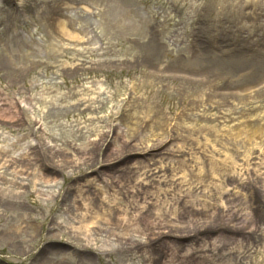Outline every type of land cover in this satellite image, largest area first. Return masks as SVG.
Instances as JSON below:
<instances>
[{
	"label": "rangeland",
	"instance_id": "374dc122",
	"mask_svg": "<svg viewBox=\"0 0 264 264\" xmlns=\"http://www.w3.org/2000/svg\"><path fill=\"white\" fill-rule=\"evenodd\" d=\"M9 1L11 4L0 0V106L7 100L20 111L31 108L29 118H42L41 124L46 123L32 127L34 136L23 146H37L44 136L41 129L46 127L50 139L44 136L39 146L54 147L50 155L55 160L47 161L42 149L26 150L30 160L42 158L33 162L32 174H47L52 163L55 167L62 161L66 168L54 175L55 181L52 175L51 181L38 178V186L17 176L15 180L26 188L15 189L18 197L12 203L0 199V264H58L61 257L59 264H264V76L259 78L264 75V0ZM46 2L55 11L63 8L64 14L65 8L79 7L69 9L66 19L61 15L52 18L39 10ZM82 2L91 4L92 11L82 9ZM9 12L15 15L12 27ZM59 20L69 21L79 39L59 33ZM12 56L18 60L12 62ZM67 67L72 69L69 73L63 70ZM76 68L84 73H74ZM12 69H20L22 78ZM45 84L51 89L48 94L42 90ZM23 88L32 100L42 95L57 104L51 105L50 114L46 104L33 100L34 108L30 107L16 95ZM81 98L96 99L95 106L101 109L90 117L98 122L89 124L68 116L73 110L69 104ZM129 111L131 120L125 117ZM21 123L23 129L4 124L0 133L7 141L0 148L29 133ZM75 124L88 127L83 129L84 139L77 140L80 134L73 133ZM95 127H101L99 134L106 132V137L87 132ZM73 139L82 147L93 143L89 146L96 156L90 166L93 170L70 168L80 167L75 159L83 158L81 151L63 145ZM156 144L160 150L148 156ZM111 167L126 169L119 173ZM138 167H154L156 172L162 168L159 176L170 180L146 189L158 192L156 196H138L131 184L132 192L117 198L121 199L119 205L130 206L129 213L140 216L138 224L128 217L125 224L118 220L117 227L126 228L128 237L143 242V248L126 252L116 247L108 251L106 247L89 250L72 245L76 249H68L64 236L51 238L59 231L49 233L50 224L66 225L70 217L61 209L60 199L51 201L60 188L61 199L73 192L70 198L79 204L88 198L81 195L86 184L92 191L89 185H96L93 194L108 185L103 197L107 191L114 197L111 182L113 188L118 178L129 183L130 169ZM246 167L250 172L245 174ZM172 181H179L182 191L187 187L185 181L192 182L193 189L179 194ZM224 184L228 193L218 201L222 196L218 187ZM0 187L6 195L13 192L10 187ZM34 187L41 195L28 196ZM164 190L172 194L164 198ZM105 208L110 216L118 210L114 204ZM179 210H185V215L168 217L169 211L179 214ZM22 216L24 222L35 221L31 226L28 223L30 228L35 226L34 234L30 230L20 237L12 234L13 225L20 220L25 228ZM91 217L101 222L99 216ZM104 225V230L115 227ZM176 225L191 229L170 228Z\"/></svg>",
	"mask_w": 264,
	"mask_h": 264
},
{
	"label": "bare ground",
	"instance_id": "6f19581e",
	"mask_svg": "<svg viewBox=\"0 0 264 264\" xmlns=\"http://www.w3.org/2000/svg\"><path fill=\"white\" fill-rule=\"evenodd\" d=\"M11 4V2L9 0H6ZM82 9L84 10H88V11H92V5L89 4L88 2H82ZM75 7H79V6H73L71 8H65L67 14H70L69 9H77ZM39 10L41 11L42 15L45 16H49L52 18L56 17V16H64V19H66L67 14H64L63 12V8L59 9L60 11H55L54 8H52V6H50L48 4V2L46 3H42L39 7ZM62 10V11H61ZM9 11V10H8ZM127 11V10H125ZM53 12V13H52ZM61 12V13H59ZM117 13V12H116ZM131 15H134L132 12H130ZM65 15H67L65 17ZM251 16V15H250ZM12 19V20H11ZM63 19V20H64ZM131 19L133 20V17L131 16ZM8 20H10L9 24L11 25V27L15 24L13 22V20H15V15L14 13L9 12V16H8ZM121 23V20L119 21ZM119 22H117L116 24H120ZM116 24H114L113 26L115 27ZM58 25V32L62 33L64 36L71 38V39H79V33L75 32L74 30L71 29L70 26V22L69 21H64V22H60V20L57 23ZM133 25L132 23H130V26ZM18 43V40H15V44ZM11 43H9L10 45ZM12 62L18 60V58H15V56H12L11 58ZM23 70V69H22ZM66 73H69L72 69L70 68H64L63 69ZM13 73H15L16 75L20 76L22 78L21 75H23L22 71L20 69H12L11 70ZM79 72H83L82 70H79L76 68L74 73H79ZM84 73V72H83ZM91 73V72H90ZM88 74V73H87ZM86 73L83 75L85 76ZM264 75L260 76L259 78L263 77ZM19 78V77H18ZM256 78V79H259ZM25 88V87H24ZM19 89L16 93L17 96H19V98H22L25 100V102L27 103V105L29 104L30 107L34 108L33 103H31V101H35L36 103H43L44 105L46 104V106H48L47 109V113L50 114V112L52 111V106L51 105H56L57 103H54L53 99H51L50 101H47L46 99H44V97L42 95H40V98H33L32 100V96L29 97L28 91H26V89ZM42 90H44V92H46L48 94V92L51 90L48 84H45L42 87ZM88 93L95 95L96 93L93 91V89H87L86 90ZM100 93H98L97 97L99 96ZM72 96H76L77 94L75 93H71ZM261 94H259V96H257L256 98H259ZM1 102L3 103L4 100H1ZM5 105L2 104V106H0V121L3 124H0V129L2 130L3 126L5 123H9L11 124V126L13 127H22V129L24 128L22 123H25V126H27V128L29 129V133H24L22 134L21 137H17L16 140H9V143L6 147L4 148H0V185L2 186H6V187H10L12 188L13 192H10L9 195L4 194V190L0 187V199L1 201H7L9 200L10 203H12L15 199H17L18 197V193H15V189H23L26 188L24 187V184L22 185V183L17 182L15 179L20 178L22 181V177L21 176H25L24 177V181H26L27 179H30V185H35L38 186L36 180L38 178H42V180H46V181H55L57 178L54 175H59L58 171H63L65 172V168L64 167V161L61 162V165H56L55 167H53L54 163H52L51 167L47 168L49 171L47 174H40V173H34L32 174L30 171L34 170V161H39L40 162V156H36L34 159L30 160L29 158V153L30 150H37V149H42V151L44 150V158L47 159V161H51V159H54L53 157H51L50 154H52V151H54V147L50 146L49 144L44 143L41 147L39 146V143H41L40 141L43 140L45 141V137L50 139V137L46 134V132H48V129L46 127H43V129H41V132L43 133L44 136L40 137L38 141L37 146L33 147L32 145L28 144L26 146V148L23 146L28 139L32 138L34 136L33 132H34V128L32 129V127L34 126H38L41 124V119L39 118L37 119V117H35V119H30L29 118V112L31 110L28 109L26 110L25 108L23 110H19L18 106L16 104H14V102L11 101H5L4 102ZM82 104H88L87 107H85L84 109H81L79 107H81ZM96 99L93 98H81L76 100V103L73 104H69L70 108H72V112L69 111L68 116L69 117H74L76 119H78V121L81 120H85V123H89V124H93L95 122H98V120L96 119V117H90L91 113H97L101 108L100 107H96ZM103 107V106H102ZM10 108L14 109L13 111L10 110ZM68 108V109H70ZM243 110V109H241ZM8 114H7V112ZM128 120H131L132 115H130V111L127 113V115L125 116ZM110 118H113L112 116L108 118V120ZM147 118V117H146ZM188 118V117H186ZM44 120V119H43ZM188 120V119H187ZM100 122H105V120H102V118L99 119ZM31 123V125L29 124ZM162 124L164 125V128L167 131L168 128H166V125L168 124V121H165V119L162 121ZM41 125L46 126V123H42ZM73 126V125H72ZM162 127V125L160 126V128ZM75 128H77L76 130H74ZM87 126L85 127H80L78 124H75V127H72L73 133L76 134H80L77 138V140H81L84 139V130H87ZM100 128L101 127H95V130H90L87 132H91V133H97L98 136H103L106 137L107 133H103L102 135H100ZM107 128H111V127H107ZM90 133V134H91ZM264 133V132H262ZM3 133H0V144L4 143L7 141L6 138H4L2 136ZM93 134L89 135L92 136ZM95 136H97L96 134H94ZM2 138V139H1ZM253 136L250 137V141L253 140ZM34 140V139H33ZM52 141H54L55 139L52 138ZM76 139H73V142L71 140L67 141L65 143H63V145L69 147L70 149H73L74 152H77L78 150L81 151L83 154V158H79V159H75L76 161H78V165H81L80 167H70L72 169V171L74 170H78V171H83V170H87L88 168L90 169H94L95 167H90L92 166L94 163V158L96 159V156L94 155L93 152V148L90 149L89 146L93 143L89 142V145H87L86 147H82V146H78L76 143ZM98 148H100V144L98 142L94 143ZM252 144H255V146H259L257 143L253 142ZM251 144V145H252ZM75 145V147L73 146ZM142 146V145H141ZM156 148H153L150 152H147L146 154L148 156H153L155 155V151L158 152V149L160 150V146H158L157 144L155 145ZM254 146V147H255ZM96 147V148H97ZM260 147V146H259ZM26 150L29 152H26ZM15 151L19 152L18 156H11L12 153H14ZM65 151V150H64ZM66 153V152H63ZM49 154V155H47ZM56 154V152L54 153V155ZM70 153H66V155H68ZM37 155V154H36ZM43 155V154H42ZM46 155V157H45ZM71 158V157H70ZM67 160H69V156L66 158ZM55 160V159H54ZM67 160L65 161V163H67ZM74 160V161H75ZM58 162V161H57ZM43 168L44 167H40ZM114 171H120L119 173H122L124 169H126L125 167H111ZM244 168V167H243ZM11 171V173H9ZM198 171H202V169H199ZM214 171L217 174L218 173V168L214 167ZM96 172V171H94ZM246 172H250V170L247 169V167L245 168V174ZM58 173V174H56ZM130 173L131 176H129V178L127 177V179H130V182L128 183V181H126L125 179H121L118 178V180L115 182V186L114 188L116 189V191H114L113 185L114 183L111 182L110 184V188L111 191L110 192H114V197L110 196L108 193L109 191L106 192V196L103 197V191L105 188L108 187V185L103 186V191L101 192H95L94 191L97 189L95 184H90L89 186L92 187L93 191L90 190V187L88 188V184L83 186V191L81 192V195H83L84 197H88V198H84L82 200V203L80 202V204L75 200L72 201L70 198V195H73V192L71 193V191L69 190L68 193L69 197L65 198V199H61V194H62V189L60 188V192L58 194H55L53 200L54 201L58 198L61 200V209H63L64 211H66L67 213L70 214V217H68L67 220V224L63 225L61 222L55 223L54 226H51L52 224H50L49 226V233H53L58 232L59 234L58 236L52 235L51 238L55 239V238H60L61 236H64L67 240V244L69 245L67 248H74L76 246H82L86 249L92 248V247H96V248H100L103 249L104 247H106V250L111 251L113 249H115L114 247H116L119 251H126V252H130L133 251V249H136L137 247L139 248H143L145 245H143L141 241L134 239L132 237H128V230L126 228H124L123 226L121 228L117 227L116 222L118 220H121L122 223L125 224V222L127 221L128 217L130 219H133V221H135L137 224V220L139 219V215L138 216H134L133 213H129L130 206L128 207H123L122 205H119L118 200L121 199H117L118 197L121 198H125V195H129L130 189H135V194L137 193V195H141L143 194L144 196H156L158 192L155 193H149L146 191V189L148 187H151L154 183H160L161 185H166L167 182L164 179V176H159L162 173V168H159V171L156 172L154 167H138V168H132L130 169ZM183 176L186 177L185 172L183 171ZM201 173V172H199ZM54 176L51 180L49 178H51L52 176ZM133 175V176H132ZM217 176H219V174H217ZM10 177V178H9ZM201 178V177H200ZM34 180V181H33ZM181 182V180H179ZM179 181L178 182H173L172 181V185L174 187V189H179ZM183 181V180H182ZM90 182V181H89ZM184 182V181H183ZM147 183V184H146ZM185 185H187L186 189L184 191L182 190H178L179 194H184L185 191H189L192 188L193 183L192 182H186L185 181ZM132 185V188H128V185ZM242 184V183H241ZM227 187V185L225 186V184L223 185V187H218V189H220V194L222 195L221 197L218 198V201L224 199V195L227 194L228 192L225 191V188ZM28 188V187H27ZM87 188V189H85ZM34 192H29L27 195L28 196H33V194H38L39 193V189L37 187L33 188ZM77 191H80L79 188L77 189ZM225 191V192H224ZM165 194L166 196L164 198H168L169 191L166 192V190H164L162 192V194ZM41 195V192L39 193ZM45 195V193H44ZM108 195V196H107ZM134 196V195H132ZM137 196V197H138ZM159 196H164V195H159ZM94 197V198H92ZM179 198V197H178ZM145 200H149L146 197H144ZM180 200V199H179ZM185 202V198H183L181 200V204ZM116 205L118 207V210L116 212L115 215H107L106 214V210L107 208L103 209L104 207H111V205ZM70 205H73L70 206ZM187 205V203L185 204V206ZM215 206V204H214ZM6 207V206H5ZM4 207V209H6ZM127 208V209H126ZM179 208H184V207H179ZM186 208V207H185ZM100 209V210H99ZM104 210V211H102ZM100 211H102L100 213ZM78 212V214L76 213ZM109 212V209H108ZM141 213V211H140ZM60 214V212H59ZM92 214H95L96 216H99L101 222L97 223V218L96 217H91ZM119 214V216H117ZM185 215V210H182L180 213L179 210V214L176 213V211H172V213L169 211V215L170 216H174L175 218H180V216ZM29 215L26 216V218H28ZM116 217L115 219H113V217ZM36 219H38V216H35ZM161 218H165L164 215H161ZM23 221L22 223H25V228L22 226L21 224V220L19 223L14 224L12 227V234H16L19 237L22 235V233H24L26 230H30L32 231V234H34V227H28V223L29 226L34 225V220L32 222H24V217L22 216L21 218ZM35 219V220H36ZM164 219H161V221ZM38 224V223H36ZM104 224H106L107 226H111V225H115L114 228L112 229H102V226H105ZM78 225V226H76ZM42 227V225H40ZM204 227V226H202ZM124 228V229H123ZM173 228L174 230L177 231H182L185 232L187 230L191 229L190 227L187 228H181L180 225H176L175 227H170ZM114 229V230H113ZM120 229V230H119ZM171 229V230H173ZM68 230V231H65ZM118 231V233H116V231ZM173 230V231H174ZM11 236V235H10ZM153 237H155V235H152ZM9 237V236H8ZM114 237V239H113ZM10 238V237H9ZM124 240H127V243H123ZM74 247H73V246ZM79 248V247H78ZM76 249V248H74ZM105 250V249H104ZM65 251V250H64ZM145 254H147L148 252L143 251ZM244 258V257H243ZM62 257L60 259H57V263H60V260L62 261ZM154 264V263H153Z\"/></svg>",
	"mask_w": 264,
	"mask_h": 264
}]
</instances>
